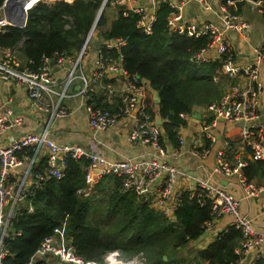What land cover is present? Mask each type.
<instances>
[{
	"label": "built area",
	"instance_id": "built-area-1",
	"mask_svg": "<svg viewBox=\"0 0 264 264\" xmlns=\"http://www.w3.org/2000/svg\"><path fill=\"white\" fill-rule=\"evenodd\" d=\"M40 1L53 0H17L8 13L4 0L0 5V31L3 32L10 26L25 27L28 11ZM186 1L196 2L204 10L215 5L220 23L210 20L184 21L181 11ZM241 1L255 5L262 14L263 1ZM160 3H166L172 9L166 20L168 32L207 37L208 42L194 51L191 57L198 64L218 60L219 72L213 75L212 79L215 82L221 81V77L226 80L220 99L203 106L210 120L200 124L194 136V144L187 151L199 160L204 159L210 152L209 144L216 140L214 128L218 120L223 119L237 125L239 145L250 151L254 160L264 161V125L260 121L262 83L259 78V67L264 63V41L251 47V59L247 63L239 64L236 61V53L227 32L235 31L246 39L249 26L237 10V1L144 0V3H141L140 0H102L81 49L74 55L56 53L53 58L54 66L59 70H66L63 79L56 77L49 58L42 56L37 68L33 69L15 61L13 49L4 48L0 49V81L14 82L21 86L34 111L49 113L51 118L66 117L69 112L65 99L74 95L80 96L84 100L88 128L93 132L114 127L120 119L133 118V126L125 131L123 139L127 143L148 145L151 152L123 158H108L97 150L86 149L76 143H57L48 136L47 129L40 133L26 132L4 143L6 132L21 125L24 117L10 108V97L0 99V264H4L8 255L7 239L21 233L12 229V221L19 209L27 204V211H32L29 200L35 189L48 178L60 179L68 158L87 160L84 169L85 186L78 190L79 193L89 195L102 176L113 174L120 179L124 190L132 191L150 207L174 221V212L184 191L178 185V179L182 181L188 174L172 164L169 158L180 159L185 152L182 126L176 131L177 145L168 149L164 142L160 141L163 130L156 122V117L152 118L143 105L145 90L149 88L147 80L129 73L124 66L121 48L125 46L126 39L100 38L95 28L100 17L97 18L98 11L101 10L102 13L105 6H108L121 9L126 16L129 13L134 14L136 28L149 34ZM128 4H131L129 8L124 7ZM94 39H101L99 49L91 45ZM103 48L105 50H102ZM110 51L115 54L110 55ZM104 78L115 79L119 83V88L111 86L109 89V93L118 92V102L114 110L95 102L98 87ZM75 83L79 84L77 90L67 94L69 87ZM189 114L191 113H181L180 116L185 119ZM231 144V140L226 138L223 148L216 150L213 171L226 177L234 176L243 189V198L259 197L264 210V182L258 184L246 179L245 160L235 159L233 163L227 160L226 151L231 148ZM26 149L31 153L26 152ZM39 152L46 157L42 172L33 170L35 156ZM191 178L192 187L186 189L190 192V197L194 196L200 205L207 204L210 207V218L203 223L201 235L208 234L221 217L230 215L234 226L241 233V239L234 248L237 258L229 264H255L264 260V233L254 229L250 219L240 211V198L208 176ZM29 179L31 182L28 184ZM36 263L98 264L79 257L74 246L64 241L62 231L58 227L42 239L25 264ZM103 264L143 262L142 258L137 256L121 261L117 252H112L107 254Z\"/></svg>",
	"mask_w": 264,
	"mask_h": 264
},
{
	"label": "trees",
	"instance_id": "trees-1",
	"mask_svg": "<svg viewBox=\"0 0 264 264\" xmlns=\"http://www.w3.org/2000/svg\"><path fill=\"white\" fill-rule=\"evenodd\" d=\"M3 1L0 0V5ZM101 1H40L28 11L25 27L10 26L0 31V49L20 50L24 56L20 64L33 69L42 56L52 60L56 53L74 55L81 49ZM235 1L240 11L245 2ZM261 10L264 16V1ZM171 11L166 3H160L149 34L136 28L134 14L126 16L122 10L111 20L103 10L95 28L100 38L126 39L121 48L124 66L129 73L147 80L145 110L162 121L160 141L175 147L176 131L186 123L180 114L219 100L225 84L212 79L219 72L218 60L198 64L191 57L208 42L206 36L168 32L166 20ZM156 96L158 102L154 100ZM95 102L107 107L99 98ZM209 120L207 117L206 121ZM26 152L31 153L28 149ZM45 165L46 157L33 170L42 172ZM86 165V159L68 158L60 179L48 178L35 189L29 200L32 211L28 212L25 204L12 221V229L21 233L7 239L4 264H25L55 227L61 229L64 241L74 246L79 257L98 264H103L112 252H117L124 261L137 256L143 264H229L236 260L234 248L241 233L234 225L204 248L183 253L210 218V207L200 205L188 190L183 191L175 219L170 221L135 193L124 190L113 174L102 176L89 195L79 193L85 186ZM263 167L264 161L247 163L246 179L251 180L256 168ZM260 173L264 175V168ZM255 264H264V260Z\"/></svg>",
	"mask_w": 264,
	"mask_h": 264
},
{
	"label": "crops",
	"instance_id": "crops-1",
	"mask_svg": "<svg viewBox=\"0 0 264 264\" xmlns=\"http://www.w3.org/2000/svg\"><path fill=\"white\" fill-rule=\"evenodd\" d=\"M140 1L144 3V0ZM130 6L131 4H128L124 7L129 8ZM119 11L121 12V9L115 12L116 16ZM181 14L182 19L186 22L210 20L220 23L215 5L211 9L204 10L198 3L186 1ZM239 14L248 22L249 26L246 31L247 38L243 39L237 32L232 30L227 32V37L236 53V61L239 64H245L251 59V47L259 45L264 41V19L258 7L251 3L244 4ZM115 15L112 19L116 17ZM14 51L16 52V50ZM17 52L19 55V51ZM19 59L24 62L23 54L19 55ZM65 73L66 70L64 68L60 70L57 68L55 71L56 77L60 80L64 78ZM259 78L262 83V92L260 94V121L264 125V63L259 67ZM225 81L226 80L221 77V82L225 84ZM78 85V83L71 85L67 90V94L75 92ZM111 86L119 88V83L115 79L104 78L98 87L97 98L106 103L109 109L114 110L118 102V92L114 94L109 93ZM7 97L12 99V102L9 104L10 108H12L15 113L23 115L24 122L6 132L4 143L26 132L40 133L44 129H47L48 136L57 143H76L84 146L86 149L97 150L108 158H123L125 156L141 155L151 152L148 145L142 143H127L123 139L125 131L133 126V118L120 119L114 127L105 130L96 132L90 130L87 125L84 100L78 95L70 96L65 99L69 113L63 118H51L49 113L44 114L34 111L21 86L14 82L4 83L0 81V99L3 100ZM208 116L209 115L205 113L203 107H195L191 114L185 118V125L181 127V132L185 138V152L180 159L169 158L172 164L182 168L188 174L184 180L181 181L180 178L178 179V185L186 190L192 187L191 177H210L215 182L222 184L236 197L240 198V211L250 219L254 229L264 233V210L261 206L260 198H243V189L239 183H237L234 176L226 177L213 171L215 165V152L223 148V141L226 138L231 140L232 143L231 148L226 151V158L230 163H233L235 159H243L246 163L259 161L254 160L250 151L239 145L237 125L224 121L223 119L218 120L214 128L216 140L209 144L210 152L204 159L199 160L191 156L187 151V149L194 144V136L199 130L200 124L203 123ZM157 117L158 116H156V118ZM159 125L161 126V124ZM165 145L168 149L171 148L167 142ZM44 158V155L39 152V154L35 156L36 166L39 165L41 159ZM263 168H256L257 170L253 174L251 180L258 184L263 183L264 175L260 173ZM30 182L31 180L29 179L28 184ZM232 221V216L224 215L213 225L208 234H200L196 239L190 240L187 246L192 247L194 250L204 248L221 232L226 231L228 227L234 225Z\"/></svg>",
	"mask_w": 264,
	"mask_h": 264
},
{
	"label": "water",
	"instance_id": "water-1",
	"mask_svg": "<svg viewBox=\"0 0 264 264\" xmlns=\"http://www.w3.org/2000/svg\"><path fill=\"white\" fill-rule=\"evenodd\" d=\"M16 1H17V0H6L5 8H6V10H7V13H8L9 8H10L13 4H16ZM252 1H258V0H252ZM261 1H264V0H261ZM100 13H101V10L98 11V16H97V18L100 16ZM7 16H9V15H7ZM22 18H23V12L21 11V19H22ZM101 42H102L101 39H94V40L91 42V45L93 46V48H95V49H99V48H100V45H101ZM50 64L53 66V71H56L57 67L54 66V60H53V59L50 61ZM65 66L67 67V63L65 64ZM154 100H155V102H158V101H159L157 96L155 97ZM156 122H157L158 124H161V119H160V117H157V118H156ZM239 125H241V123H239ZM164 258H165V256H164ZM57 260H59L58 257H57Z\"/></svg>",
	"mask_w": 264,
	"mask_h": 264
},
{
	"label": "rangeland",
	"instance_id": "rangeland-1",
	"mask_svg": "<svg viewBox=\"0 0 264 264\" xmlns=\"http://www.w3.org/2000/svg\"><path fill=\"white\" fill-rule=\"evenodd\" d=\"M104 10V12H105V14H106V16H107V18H108V20H111V18L115 15V12L117 11V10H119L118 8H115V7H108V6H105V8L103 9ZM116 16V15H115ZM97 30V29H96ZM17 51H19V55L20 54H22L21 53V51L20 50H17L16 49V52L14 51V55H13V57H14V60L16 61H18V62H20V63H22V61H21V59H19V55H18V52ZM90 52V50L88 51V53ZM21 58V57H20ZM194 249L192 248V247H185V249H183V253H185V252H192ZM112 254V253H111ZM121 260V259H120ZM121 261H123V260H121ZM62 264V263H61Z\"/></svg>",
	"mask_w": 264,
	"mask_h": 264
}]
</instances>
